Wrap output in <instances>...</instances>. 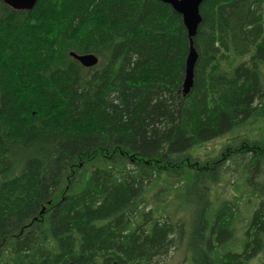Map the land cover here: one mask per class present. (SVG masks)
Returning a JSON list of instances; mask_svg holds the SVG:
<instances>
[{
    "label": "trees",
    "instance_id": "obj_1",
    "mask_svg": "<svg viewBox=\"0 0 264 264\" xmlns=\"http://www.w3.org/2000/svg\"><path fill=\"white\" fill-rule=\"evenodd\" d=\"M200 14L184 95L170 5L0 0V264H264V0Z\"/></svg>",
    "mask_w": 264,
    "mask_h": 264
},
{
    "label": "water",
    "instance_id": "obj_2",
    "mask_svg": "<svg viewBox=\"0 0 264 264\" xmlns=\"http://www.w3.org/2000/svg\"><path fill=\"white\" fill-rule=\"evenodd\" d=\"M7 5L15 10H30L38 0H4ZM170 5L183 18V23L188 32L190 50L186 61L185 80L183 84V94L190 92L194 83V68L197 61V52L194 48L193 39L198 33L199 25L202 22L200 14V5L203 0H160ZM71 56L78 60L84 67L91 68L98 64L99 60L94 55H77L71 53Z\"/></svg>",
    "mask_w": 264,
    "mask_h": 264
},
{
    "label": "rangeland",
    "instance_id": "obj_3",
    "mask_svg": "<svg viewBox=\"0 0 264 264\" xmlns=\"http://www.w3.org/2000/svg\"><path fill=\"white\" fill-rule=\"evenodd\" d=\"M181 258H182V255L180 254V253H175V255H174V264H177L179 261H181Z\"/></svg>",
    "mask_w": 264,
    "mask_h": 264
}]
</instances>
